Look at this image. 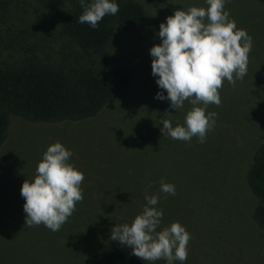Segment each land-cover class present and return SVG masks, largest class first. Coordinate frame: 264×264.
Segmentation results:
<instances>
[{
    "label": "rangeland",
    "instance_id": "rangeland-1",
    "mask_svg": "<svg viewBox=\"0 0 264 264\" xmlns=\"http://www.w3.org/2000/svg\"><path fill=\"white\" fill-rule=\"evenodd\" d=\"M27 1L31 5L19 3L9 19L0 22V32L37 13L34 0ZM138 1L146 9L144 23L135 32L117 34L111 44L131 68L133 84L129 94L137 103L139 98H155L157 92L167 95L156 84L158 77L151 73L153 58L149 50L161 43L159 25L166 23V17L178 9L208 7L206 0ZM224 10L237 29L246 30L252 38V48L244 78L236 80L235 86L225 79L219 89L220 105L207 106L206 115L215 112L217 116L204 143L198 137L182 141L162 136V126L153 128L163 120H170L173 127L185 126L186 113L193 107L188 101L174 110L167 99H156L153 121L138 132L132 121L134 115L129 114L133 111L128 97L114 109L109 107L101 115L78 123H29L18 116L11 118L8 136L0 150V264H90L107 248L79 216L68 218L55 232L43 224L32 227L25 224L21 186L25 179L34 180L43 153L56 142L73 153L68 163L74 167V163L82 164L84 157L107 158L96 161V174L90 177L103 185L120 184L127 198L135 196L147 204L145 195H156L161 181L173 184L174 197L182 198L183 208L178 207V199L165 207H153L163 210L161 224L166 225L161 230L177 217L197 224V230L193 231L201 242L193 243V249L197 250L194 262L185 264H261L264 230L250 219L254 198L244 182V174L253 152L264 142V4L255 0H225ZM10 55L9 50L0 47V61ZM148 178H152L149 184ZM149 185L153 194L147 192ZM102 192L107 189L102 188ZM127 198L115 199L116 213L141 214L142 211L131 213L128 204L132 202ZM189 201L204 205L197 206L204 212L202 218L195 214L193 220L192 210L197 207H190ZM88 216L106 219L109 212H90ZM89 220L99 223L107 235L115 223L111 219ZM110 241L114 247L122 245ZM216 246L224 257L212 253Z\"/></svg>",
    "mask_w": 264,
    "mask_h": 264
},
{
    "label": "trees",
    "instance_id": "trees-1",
    "mask_svg": "<svg viewBox=\"0 0 264 264\" xmlns=\"http://www.w3.org/2000/svg\"><path fill=\"white\" fill-rule=\"evenodd\" d=\"M255 1L264 4V0ZM92 2L93 0H85L86 4ZM114 2L118 4L119 12L116 15H106L97 28L93 29L87 23L78 22L84 11L80 0H34L33 3L38 7L36 14L26 16L19 24L0 32V47L11 53L9 58L0 61V150L8 136L13 116L29 123H78L101 115L109 107L114 109L128 97L127 102L132 101L133 111L129 114L134 115L132 121L139 128L136 132L143 129L148 121H153L152 113L158 105L156 98H139L138 103L134 101L135 97L129 94L133 84L131 68L125 57L111 47L117 34L132 33L141 27L146 19V9L138 0ZM19 3L31 5L27 0H0V22L7 21ZM161 126L160 122L153 128ZM100 158L107 159L90 156L82 158V164L74 163L75 169L84 175V181L80 185L84 193L83 200L77 202L75 211L69 218L82 217L84 223H89L90 230L104 244L102 246L107 247L90 264H167L163 259L142 261L132 254L131 247L111 245L112 228L123 224L130 226L139 214L118 215L114 201L127 198L128 194L124 193L123 187L120 184L103 185L96 178L90 177L96 174V161ZM151 181L152 178H148L147 184ZM244 182L254 198L250 219L264 230V142L253 152L244 174ZM102 188L107 189V192H102ZM147 192L154 193L149 186ZM156 196L159 197L156 206L163 207L178 199V196L161 191ZM127 199L133 203L128 204L131 213L143 211L146 206L143 200L135 196ZM177 203L178 207L183 208L182 198ZM189 205L204 206L200 202L194 205L190 201ZM109 207L114 211H109ZM90 212H109V217H89ZM203 213L198 207L192 210L193 220L195 221V214L202 218ZM91 218L114 221L113 226L108 229L110 235L103 232L99 223L89 220ZM174 222L183 226L191 239L187 245V260L173 261V264L193 263L197 252L193 249V243L201 242L198 235L194 234L197 224L177 217L168 221V226ZM162 225L166 223L162 222L157 231L161 230ZM212 253H219L224 257L218 246L214 247ZM261 264H264V258Z\"/></svg>",
    "mask_w": 264,
    "mask_h": 264
},
{
    "label": "clouds",
    "instance_id": "clouds-1",
    "mask_svg": "<svg viewBox=\"0 0 264 264\" xmlns=\"http://www.w3.org/2000/svg\"><path fill=\"white\" fill-rule=\"evenodd\" d=\"M206 4V9L193 6L166 17V23L159 25L161 43L149 50L153 58L151 73L158 77V87L167 93L165 96L157 92L155 98L167 99L174 110L182 108L185 101L193 106L186 113L185 126L173 127L170 120L162 121V136L176 140L198 137L204 143L217 116L215 112L206 115L207 106L220 105L219 89L225 79L235 86L236 80L247 74L252 38L229 19L224 10L225 0H206ZM80 6L84 11L78 22L93 29L106 15H116L120 10L114 0H93L91 4L80 0ZM72 155L61 143L51 144L37 165L34 180L23 182L20 194L25 200L23 211L29 227L43 224L53 232L58 231L75 211L77 202L83 200L80 185L84 175L68 163ZM160 191L175 195V186L161 181ZM145 200L142 213L130 226L112 228L111 239L131 247L132 254L142 261L164 259L167 264L186 261L190 234L178 222L157 231L163 210L153 206L158 204L159 197L145 195Z\"/></svg>",
    "mask_w": 264,
    "mask_h": 264
}]
</instances>
